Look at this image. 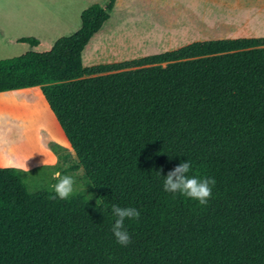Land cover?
<instances>
[{
    "label": "trees",
    "instance_id": "trees-1",
    "mask_svg": "<svg viewBox=\"0 0 264 264\" xmlns=\"http://www.w3.org/2000/svg\"><path fill=\"white\" fill-rule=\"evenodd\" d=\"M115 0L43 53L0 60V92L40 87L82 190L29 193L0 168V264H264V38L196 41L136 60L83 67ZM17 43L36 47L33 38ZM183 161L216 181L208 203L164 191ZM159 172V175H157ZM132 207L117 243L112 207Z\"/></svg>",
    "mask_w": 264,
    "mask_h": 264
},
{
    "label": "rangeland",
    "instance_id": "rangeland-1",
    "mask_svg": "<svg viewBox=\"0 0 264 264\" xmlns=\"http://www.w3.org/2000/svg\"><path fill=\"white\" fill-rule=\"evenodd\" d=\"M190 1L195 2L196 0ZM105 2L106 0H39V4L35 3L34 7L35 15L38 14L39 17V26H35V30L29 28V31L18 33L20 38L37 40V46L33 48L26 44H6L0 50V60L17 57L26 52L43 53L48 51L58 38L69 36L78 29L79 14L82 10L92 4L103 6ZM196 3L199 4L198 1ZM203 3L204 5L195 6H200V11L208 10L211 0H203ZM53 4H57L60 11L62 25L59 34L45 32V27L51 23L48 21V16L51 17V20L54 18L52 16ZM213 4H215L214 14L223 16L222 6L228 5H223V3L219 5L212 1ZM118 6L119 8L116 7L109 13L108 20L83 49L81 63L84 67L136 60L175 50L195 42L190 41L193 36V28L189 24L190 21L187 20V10L183 9L184 5L180 4L178 0H119ZM210 10L212 12V7ZM167 15L171 18L168 19ZM258 19L263 20L260 17ZM237 28L249 32V34L261 33L264 30L263 25L257 26L254 21H251L247 28ZM220 30L223 31V29ZM0 131H2L1 128ZM30 135L27 134L24 137L31 142ZM63 155L67 157L68 163L75 166L70 148ZM40 156V152L38 155L35 154L36 159L43 160ZM60 162L54 166L26 173L30 175L28 179L33 189L32 192L49 190L50 185L55 183L51 179L52 172H61L66 165L65 161ZM66 175L74 177L77 190H82L81 186H85V191H82L86 197L90 201L92 200L95 205H99L98 202H94L90 198L88 187L82 180L80 170ZM27 187L29 189V183H27Z\"/></svg>",
    "mask_w": 264,
    "mask_h": 264
},
{
    "label": "crops",
    "instance_id": "crops-1",
    "mask_svg": "<svg viewBox=\"0 0 264 264\" xmlns=\"http://www.w3.org/2000/svg\"><path fill=\"white\" fill-rule=\"evenodd\" d=\"M196 1L178 0L184 5L183 9L187 10V20L193 28L190 41L249 38L251 36V38H264V28L261 33L256 34H249L237 28H247L251 21H254L257 26L263 25L264 27V0H211L206 11H200V6L204 5L203 0ZM212 1L219 5L221 3L228 5L222 6L223 16L214 14L215 4L212 5ZM35 3L39 4V0H0V50L6 44L17 43L16 40L20 38L19 32L29 31V28L35 30V26H39L38 14L35 15L34 11ZM118 4L119 0H115L112 10L119 8ZM56 5H52L54 18L51 20L48 16V21H51L45 27V32L48 34L60 33L62 23L60 11ZM166 17L171 18L168 15ZM258 17L263 20H259ZM194 30L197 31L194 32ZM0 101V128L2 130L0 131V161L28 159L26 166L30 169L29 172H35V169L53 166L48 162L69 150L70 147L49 110L40 87L0 92ZM31 132L32 135H30ZM27 134L30 135L31 142L24 137ZM39 152L43 160L35 158V154L38 155ZM44 160L46 166L43 167L42 161ZM0 168L6 167L0 164Z\"/></svg>",
    "mask_w": 264,
    "mask_h": 264
},
{
    "label": "clouds",
    "instance_id": "clouds-1",
    "mask_svg": "<svg viewBox=\"0 0 264 264\" xmlns=\"http://www.w3.org/2000/svg\"><path fill=\"white\" fill-rule=\"evenodd\" d=\"M75 157V153H73ZM26 160H8L0 161L3 167L12 168L24 172L25 174L30 171L26 166ZM53 166L60 164L58 157H54L52 161L48 162ZM43 167L46 166L45 160L42 161ZM66 166V165H65ZM192 165L190 161H183L172 169L166 177H164L163 188L164 191L169 193H180L192 200L198 201L201 205L208 203L209 198L212 196V187L216 181L211 178H198L195 175L190 176ZM80 174H84V169L81 167ZM159 175V172H157ZM30 175H25V182L29 183V193L33 191L30 186L29 178ZM51 179L55 181L50 185L51 191L54 193L52 196L53 200H67L76 191V180L72 176L62 175L59 171H54L51 174ZM82 190L85 191V186H81ZM90 197V196H89ZM91 198V197H90ZM112 213L116 217L115 222L112 226V233L118 244L127 246L130 241V235L124 228V221L126 219H137L140 216V212L132 207H120L114 205L112 207Z\"/></svg>",
    "mask_w": 264,
    "mask_h": 264
}]
</instances>
